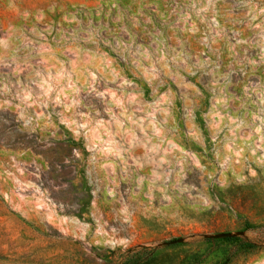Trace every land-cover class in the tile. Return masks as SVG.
Returning <instances> with one entry per match:
<instances>
[{
  "label": "rangeland",
  "instance_id": "1",
  "mask_svg": "<svg viewBox=\"0 0 264 264\" xmlns=\"http://www.w3.org/2000/svg\"><path fill=\"white\" fill-rule=\"evenodd\" d=\"M0 264H264V0H0Z\"/></svg>",
  "mask_w": 264,
  "mask_h": 264
}]
</instances>
